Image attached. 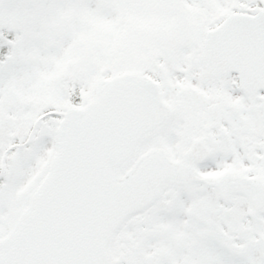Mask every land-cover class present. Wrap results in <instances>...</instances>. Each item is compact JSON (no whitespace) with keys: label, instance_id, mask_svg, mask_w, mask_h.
Listing matches in <instances>:
<instances>
[{"label":"snow or ice","instance_id":"6c2138e0","mask_svg":"<svg viewBox=\"0 0 264 264\" xmlns=\"http://www.w3.org/2000/svg\"><path fill=\"white\" fill-rule=\"evenodd\" d=\"M0 264H264V0H0Z\"/></svg>","mask_w":264,"mask_h":264}]
</instances>
